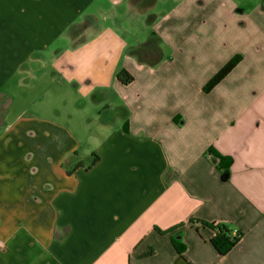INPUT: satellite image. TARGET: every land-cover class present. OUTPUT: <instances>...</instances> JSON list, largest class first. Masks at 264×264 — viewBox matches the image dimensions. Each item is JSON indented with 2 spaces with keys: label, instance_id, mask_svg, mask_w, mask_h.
<instances>
[{
  "label": "crops",
  "instance_id": "1",
  "mask_svg": "<svg viewBox=\"0 0 264 264\" xmlns=\"http://www.w3.org/2000/svg\"><path fill=\"white\" fill-rule=\"evenodd\" d=\"M156 7L147 56L95 25L139 17L146 28ZM238 8L0 0V264H264V4ZM248 71L263 72L253 95ZM30 79L73 97L72 114L39 113ZM201 224L240 238L220 255Z\"/></svg>",
  "mask_w": 264,
  "mask_h": 264
},
{
  "label": "rangeland",
  "instance_id": "2",
  "mask_svg": "<svg viewBox=\"0 0 264 264\" xmlns=\"http://www.w3.org/2000/svg\"><path fill=\"white\" fill-rule=\"evenodd\" d=\"M165 1V0H164ZM237 3L238 9L242 11L243 13H250L252 14H260V10L257 8L258 6H262L264 4V0H232ZM163 2V0H148L149 4H159ZM157 6V5H156ZM159 7V6H158ZM153 8L149 10L147 15V27L141 26L139 23V17H130V18H121L120 21L117 20V22H113L111 19H108L107 22L102 23V15H99L94 18V20L98 21V25H110L117 29L119 33L125 38V40L134 47L136 53L138 55H146V52H156V46H157V40L153 34H145L149 31V26L152 25L155 20L154 16L158 15L160 13L159 10H164L165 8ZM258 11V12H257ZM263 12V9H261ZM154 50V51H153ZM149 57V56H148ZM43 71V70H42ZM46 72V71H45ZM249 72V71H248ZM251 73V80H249V94L253 95L256 93V91H260L259 87L257 86L256 80L260 78L261 71H250ZM37 75H40V72L37 73ZM37 76V77H38ZM183 80L185 83V89L191 90L195 86L196 82H193L192 80V74L191 72H185L183 75ZM31 84L32 79H30ZM42 81H39V83L35 82V86H38L35 92V101L36 105L39 107V113L41 114H48L53 121L62 122L64 119V110L67 109L69 111V114H72L73 110V97H69L67 93H60L56 92L54 87L49 82L41 83ZM50 84V85H49ZM28 88V87H27ZM45 88V89H44ZM54 89V90H53ZM20 92L23 90V88L19 89ZM24 91L25 88H24ZM41 96V98H40ZM39 99V100H38ZM35 104V103H34ZM38 109V108H37ZM14 110V107H13ZM74 116V115H73ZM76 118V117H75ZM74 118V119H75ZM76 122V121H75ZM79 122V121H78ZM95 122H89V129L92 128Z\"/></svg>",
  "mask_w": 264,
  "mask_h": 264
},
{
  "label": "trees",
  "instance_id": "3",
  "mask_svg": "<svg viewBox=\"0 0 264 264\" xmlns=\"http://www.w3.org/2000/svg\"><path fill=\"white\" fill-rule=\"evenodd\" d=\"M241 60L239 55L231 58L213 77L204 85L202 91L204 93L210 92ZM116 79L122 85H128L132 81V77L124 70L117 73ZM209 153L214 155L219 160V167H229L231 159L229 157H223L213 150H209ZM94 160L97 159L96 155H93ZM204 227L209 228L213 235L210 239L212 246L217 250L220 255H225L239 240L240 234L236 232L233 235L232 230L224 225H207L201 224ZM173 245L178 252L183 250V246L173 241Z\"/></svg>",
  "mask_w": 264,
  "mask_h": 264
},
{
  "label": "built area",
  "instance_id": "4",
  "mask_svg": "<svg viewBox=\"0 0 264 264\" xmlns=\"http://www.w3.org/2000/svg\"><path fill=\"white\" fill-rule=\"evenodd\" d=\"M236 232L234 231L233 232V235L235 234ZM3 249V243L0 241V250Z\"/></svg>",
  "mask_w": 264,
  "mask_h": 264
}]
</instances>
